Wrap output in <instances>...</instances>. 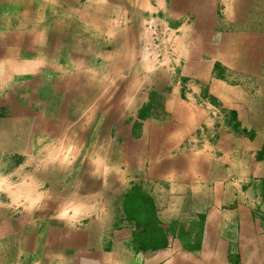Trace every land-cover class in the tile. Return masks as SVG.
<instances>
[{
	"label": "crops",
	"instance_id": "crops-1",
	"mask_svg": "<svg viewBox=\"0 0 264 264\" xmlns=\"http://www.w3.org/2000/svg\"><path fill=\"white\" fill-rule=\"evenodd\" d=\"M81 1L0 0V51L9 58L0 63V264H264V208L256 205L194 191L210 204L175 207L195 216H176L178 229L161 243H139L122 223L128 182L144 167L170 169L182 124L169 118H182V102L179 88L169 90L182 67L172 74L142 58L154 53L152 0H94L90 15L76 14ZM48 54L52 78L39 74ZM136 83L142 89L132 90ZM46 84L53 91L43 100ZM155 86L166 94L168 121H152L142 137L135 130L124 162L115 127L124 95L148 96ZM106 116L112 125H101Z\"/></svg>",
	"mask_w": 264,
	"mask_h": 264
},
{
	"label": "rangeland",
	"instance_id": "rangeland-1",
	"mask_svg": "<svg viewBox=\"0 0 264 264\" xmlns=\"http://www.w3.org/2000/svg\"><path fill=\"white\" fill-rule=\"evenodd\" d=\"M152 1L154 17L150 15L152 22L148 29L152 34L148 44L154 53L145 51L147 54L142 58L148 59L149 64L154 63L156 68L167 64L172 74L182 67V82L171 85L169 90L172 93L174 87L180 89L178 98L182 106L173 99L171 104L181 109L178 111L182 118L176 112L172 115L173 111L170 118L164 115L167 114L166 94L156 86L148 96L138 97L133 92L124 95L122 115H118L115 125L123 129L119 139L123 142L122 161L127 159L126 145L129 146L131 134L135 136L138 130L139 137L144 136L145 128L152 121L169 118L172 125L181 123L182 134L177 144L173 141L175 150L165 161L170 169L151 168L160 178H147L146 174L153 171L144 167L142 177L128 182L129 194L123 201L127 212L122 215V223L139 243L146 237L154 243L164 242L178 229L174 227L179 219L176 216L182 215L184 222L195 216L186 210L178 214L175 207L181 205L186 209L185 206L210 204V199L204 196L195 199L194 191L264 208V0ZM75 8L76 14L90 15L94 0H82ZM45 56L50 61L45 62L39 74L52 78L56 70L51 64V55ZM7 57L0 51V63L9 61ZM96 58L91 55V62ZM3 72L0 69V77ZM83 72L76 70L75 74ZM42 88L43 100H46L53 87L46 84ZM140 89L141 84L132 86L134 91ZM113 100L114 97L106 99L107 109ZM135 105H139L138 113L125 108ZM101 125H112L109 117L102 118ZM106 158L104 162H108ZM101 167L104 173H113L109 165ZM192 175L195 186L189 181ZM208 178V182L204 181ZM146 246L136 244L135 248Z\"/></svg>",
	"mask_w": 264,
	"mask_h": 264
}]
</instances>
